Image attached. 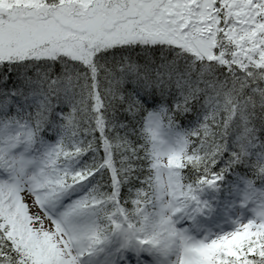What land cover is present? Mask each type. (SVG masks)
<instances>
[{
	"label": "snow or ice",
	"instance_id": "1",
	"mask_svg": "<svg viewBox=\"0 0 264 264\" xmlns=\"http://www.w3.org/2000/svg\"><path fill=\"white\" fill-rule=\"evenodd\" d=\"M29 68H37L35 78ZM261 82L264 0H0V264H87L99 252L101 264H152L153 254L167 264H264V192L251 181L261 210L233 231L196 241L170 227L193 204L207 207L197 196L205 186L264 163V151L253 159L252 128L217 135L209 123L234 104L247 125L249 109L264 108ZM37 83L57 93V116L66 121L47 125L57 140L39 166L29 152L44 143L40 116L33 128L11 108L24 86ZM77 104L87 113L86 146L64 112ZM194 118L196 127L177 131ZM117 127L125 129L119 155ZM89 153L75 170L58 166ZM101 186L108 191L99 193ZM153 216L172 233V246L157 243L155 226L149 232Z\"/></svg>",
	"mask_w": 264,
	"mask_h": 264
},
{
	"label": "trees",
	"instance_id": "2",
	"mask_svg": "<svg viewBox=\"0 0 264 264\" xmlns=\"http://www.w3.org/2000/svg\"><path fill=\"white\" fill-rule=\"evenodd\" d=\"M170 58V57H169ZM143 60H138V63L143 64ZM159 63V61H158ZM155 67V65L153 66ZM41 71H47V69H41ZM112 71L116 73L117 78L121 75L118 68L116 66H112ZM37 72V68H29L27 69L26 75L30 77L35 78V74ZM125 74L127 75V78L129 80H132L134 77L131 74L129 69L125 70ZM144 69L140 68L137 72V75H143ZM60 71L57 69L56 71H53L50 73L49 78L54 76H59ZM153 76H155V72L152 73ZM251 87H255L256 84L251 83ZM102 86H104L102 84ZM113 86L115 88H119V85L113 83ZM260 88H264V82L259 83ZM78 92L79 89H76ZM248 89H245V94H247ZM18 101L14 103L12 101L11 105H18L22 107V110L25 111L26 117L28 119L32 120V124H34V127H36V120L35 118L39 114L41 119V127L44 133H38V135H42L45 137L44 140L50 141L52 139L53 129L49 126H47L50 122V120L53 119V113H57L59 111V107H57L58 99H57V93L53 92L49 89V86L47 83H37L33 84L31 87L24 86L23 90L20 95L16 97ZM36 104H34V107L32 108L31 103L35 101ZM79 99V97H77ZM234 99V97H233ZM260 98L257 97V100ZM42 101V104L37 101ZM4 103V98L0 97V104ZM221 104L223 105V100L221 101ZM40 105V106H39ZM84 108L83 104H77L76 110L74 112H70L68 107H64V112L70 116L73 117V124L78 126L76 130L78 131L79 135L77 139H82L85 141V146L87 144V141L91 139V136L86 135V132L89 130V124L87 121V113L83 111ZM49 110H51L49 112ZM235 111V116L233 117V120L228 121L226 118L228 116H232L233 112ZM254 111V115H252V112ZM52 112V113H51ZM241 113L239 109L236 108V105L231 104L228 105L227 112L220 111L215 114L214 120H210L209 123L213 127V131L220 135L221 133L227 132H238L242 131L245 127L252 128L251 136L254 138V143L257 145V148L253 149V159H255V154H258L261 151H264V108L259 107V105L254 109H249L248 113V123L247 125L244 124V121L239 119ZM59 121L62 123H66V121H62L59 118ZM165 123H167V117H165ZM225 123L229 125V127L225 128ZM218 125V127H217ZM196 127V120L194 118L193 123L186 124L184 122H181L179 125V128L177 131L179 132H187L191 130L192 128ZM125 132V129H120L117 127L112 135V144H113V151L119 155L124 148V145L121 142V139L118 138L117 134H119V137H123V134ZM139 135V132H138ZM256 138V139H255ZM72 137H66L64 140V144L66 145V149H71L72 147ZM91 153L85 155L82 160L79 162L70 161L61 159L58 161V165L61 163H69L72 164L73 168L76 169L79 167V165L83 164L84 161L89 159V156ZM264 167V163H257L256 168L254 170H251V168H246L244 170L236 169L228 174L225 175L224 179L219 181L218 184L214 187H208L205 186L201 192L205 191L206 193H210L215 197L220 196L221 194L225 193V190L230 191L232 187H235L236 184H244L247 186L249 190H251L250 186L248 185V181L252 182V187L256 189L257 192H264V173L259 172V168ZM103 183V182H102ZM108 189L101 186V188L98 190L99 193H105ZM132 207L131 205H128ZM127 206V207H128ZM151 211V209H149ZM137 226V225H136Z\"/></svg>",
	"mask_w": 264,
	"mask_h": 264
},
{
	"label": "rangeland",
	"instance_id": "3",
	"mask_svg": "<svg viewBox=\"0 0 264 264\" xmlns=\"http://www.w3.org/2000/svg\"><path fill=\"white\" fill-rule=\"evenodd\" d=\"M43 155H44V152H43ZM31 157H33V156H31ZM34 158L36 159L37 165L39 166L40 165L39 163H42V162L40 160H38V158H36V157H34ZM37 170H39V168H37ZM226 203L227 204H226L225 208H226L227 212L230 214L229 223L227 222L228 220L225 221L224 219L219 217V220L223 222L226 229L223 231H216L214 236L220 235V234H225V233L233 231L237 227V221L242 222V223L247 222L249 219L252 218V216L254 214V210H256V211L261 210L259 208V206L257 204H255L254 202L248 201V200L245 201V196H244L242 190H239V192H237L236 195L234 197H232L230 200H227ZM222 213H223V211H222ZM221 216H224V215H221ZM174 219L177 220V223L175 226L178 230H183L186 232V234L188 236H193V232L189 231L187 226H186L187 224L184 223L185 222L184 217L182 220L181 214L174 217ZM45 227H46V223H45ZM211 228H212V225H209L208 229H211ZM199 235L200 234H198V236H197L198 240H204L205 239ZM206 236L210 237L209 234H207ZM150 259L152 260V264H157V262L160 264H166L164 261L159 262L156 259H154L153 255L150 256ZM162 260H163V258H162Z\"/></svg>",
	"mask_w": 264,
	"mask_h": 264
},
{
	"label": "clouds",
	"instance_id": "4",
	"mask_svg": "<svg viewBox=\"0 0 264 264\" xmlns=\"http://www.w3.org/2000/svg\"><path fill=\"white\" fill-rule=\"evenodd\" d=\"M149 232H152V228L153 226H155V232H156V240L157 243L160 246H164V245H168V246H172L175 242L174 237L172 236V233L169 231H161L160 227H159V221L156 217H152L149 222ZM170 227H175L176 226H170Z\"/></svg>",
	"mask_w": 264,
	"mask_h": 264
}]
</instances>
